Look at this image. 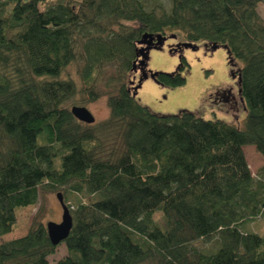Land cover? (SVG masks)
Wrapping results in <instances>:
<instances>
[{"label":"trees","instance_id":"1","mask_svg":"<svg viewBox=\"0 0 264 264\" xmlns=\"http://www.w3.org/2000/svg\"><path fill=\"white\" fill-rule=\"evenodd\" d=\"M260 3L171 0L159 12L146 0H0V236L17 228L40 188L63 189L76 201L69 200L73 226L57 264H264V236L242 229L264 216V163L253 175L243 149L254 144L264 156ZM99 14L109 22L103 31L108 24L122 31L83 42L86 99L106 94L110 108L92 125L63 106L77 84L59 75L75 58L77 26L95 24ZM175 30L184 40L225 46L239 64L241 123L185 108L160 113L140 101L142 73L152 69L139 40ZM109 63L117 65L109 80L116 89L106 93L95 85ZM188 66L180 52L176 69L154 79L181 86ZM57 245L36 222L0 242V264H49Z\"/></svg>","mask_w":264,"mask_h":264},{"label":"rangeland","instance_id":"2","mask_svg":"<svg viewBox=\"0 0 264 264\" xmlns=\"http://www.w3.org/2000/svg\"><path fill=\"white\" fill-rule=\"evenodd\" d=\"M149 7L157 11L169 9L171 0H146ZM259 14L264 17V3L258 5ZM97 21L93 25L78 26L75 31V58L71 61L59 75L60 78H72L77 84V92L67 99L63 106L70 109L74 105L87 106L95 116L92 125L108 117L110 108L108 105V96H100L94 101H87L86 91L83 90L84 82L81 76V69L85 63V53L83 42L87 35L96 38H104L106 32L119 33L122 27L118 24H108V30L103 31L102 25L109 23L104 14L95 17ZM126 29V28H124ZM175 36H169L170 34ZM161 47H152L149 50L148 68L154 71L171 72L176 69L179 63L180 52L186 57L189 66L185 72L186 83L177 87H167L159 84L154 78L147 77L142 80L138 87L137 96L140 101L154 111L160 113H175L180 109H189L195 111L200 116L209 119H223L229 122L241 123L246 115V108L239 93L238 77L234 75V70L239 64L233 66L228 57V51L225 46L220 45L214 50H208L204 41L195 42L196 48L184 47L181 51H173L179 41H184L183 33L180 30L167 33ZM138 70L128 72L131 82L137 80L140 75L138 64L135 66ZM117 71L116 64H104L96 80V89L101 92L110 93L115 91V84H109V80L114 72ZM112 83V82H111ZM249 168L253 175L264 163V156L255 147L254 144L243 146ZM61 192L67 205L69 200L73 203L76 196L63 189L46 190L40 188L39 199L36 205L25 207L19 212L18 226L14 231L0 236V242L6 241L27 233L33 223L53 220L60 222L62 220L63 207L57 193ZM242 229L255 231L264 236V216L242 225ZM196 245L203 248H211L212 244L204 240H199ZM67 254L65 242H60L56 246L55 252L49 255V264H57L58 259ZM141 264H156L153 260L145 261Z\"/></svg>","mask_w":264,"mask_h":264},{"label":"water","instance_id":"3","mask_svg":"<svg viewBox=\"0 0 264 264\" xmlns=\"http://www.w3.org/2000/svg\"><path fill=\"white\" fill-rule=\"evenodd\" d=\"M169 36H175V34H170ZM168 37L167 34H162V33H144L142 38L139 40V43L142 45L143 48L149 49L153 47H161L164 44L165 39ZM206 47L208 46L205 43ZM180 46L181 48L184 47H190V48H196L195 42L184 40V41H179L175 45ZM219 45L217 43L210 44L208 47L210 50H214L218 47ZM134 70H138L136 67H134ZM141 72V69H139ZM156 74V71L151 70L150 72H145L142 73L143 76L152 77L154 78ZM234 75H237L239 79V75L235 73ZM142 76H140L141 79ZM240 91V90H239ZM71 112L81 121L86 122V123H93L95 121V116L92 113V111L85 105H74L71 108ZM58 198L62 204L63 207V214H62V220L60 222L50 220L47 222L46 227L48 231V235L53 242V244H58L65 240V238L69 235L72 226H73V216L72 213L68 207V205L65 203L63 199V195L61 192L57 193Z\"/></svg>","mask_w":264,"mask_h":264},{"label":"crops","instance_id":"4","mask_svg":"<svg viewBox=\"0 0 264 264\" xmlns=\"http://www.w3.org/2000/svg\"><path fill=\"white\" fill-rule=\"evenodd\" d=\"M148 77H150V76H148ZM147 78V77H146Z\"/></svg>","mask_w":264,"mask_h":264}]
</instances>
